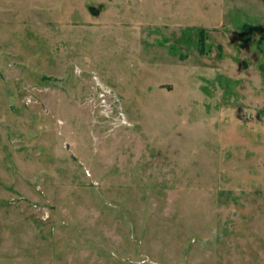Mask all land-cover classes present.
Returning <instances> with one entry per match:
<instances>
[{
  "label": "rangeland",
  "instance_id": "rangeland-1",
  "mask_svg": "<svg viewBox=\"0 0 264 264\" xmlns=\"http://www.w3.org/2000/svg\"><path fill=\"white\" fill-rule=\"evenodd\" d=\"M0 264H264V0H0Z\"/></svg>",
  "mask_w": 264,
  "mask_h": 264
},
{
  "label": "water",
  "instance_id": "water-1",
  "mask_svg": "<svg viewBox=\"0 0 264 264\" xmlns=\"http://www.w3.org/2000/svg\"><path fill=\"white\" fill-rule=\"evenodd\" d=\"M91 12H92L94 15H99V13H100V8H97V7H91Z\"/></svg>",
  "mask_w": 264,
  "mask_h": 264
}]
</instances>
